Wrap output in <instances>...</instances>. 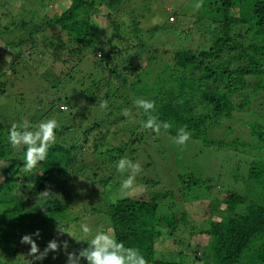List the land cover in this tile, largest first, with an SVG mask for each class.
Returning <instances> with one entry per match:
<instances>
[{"label":"trees","instance_id":"obj_1","mask_svg":"<svg viewBox=\"0 0 264 264\" xmlns=\"http://www.w3.org/2000/svg\"><path fill=\"white\" fill-rule=\"evenodd\" d=\"M65 1L58 14L56 0H36L39 10L0 27L3 264H264V0H216V18L195 22L210 45L170 53L148 41L160 26L140 27L135 0ZM185 13L173 15L180 25ZM35 63H44L36 80ZM234 112L247 118L238 128ZM156 135L212 149L225 191L191 177L181 191L152 193L158 181L139 176L144 193L110 199L105 186L128 171L118 163L138 165L136 145ZM187 185L221 194L198 222Z\"/></svg>","mask_w":264,"mask_h":264},{"label":"rangeland","instance_id":"obj_2","mask_svg":"<svg viewBox=\"0 0 264 264\" xmlns=\"http://www.w3.org/2000/svg\"><path fill=\"white\" fill-rule=\"evenodd\" d=\"M36 0H0V4L4 5V8L0 10V27L13 23L17 24L23 18V12L29 8L36 7V10H39V6H35ZM38 1V0H37ZM54 10L56 13L60 14L68 5V2L65 0H56ZM216 0H135L138 5H130L133 10L138 8V11L141 14L143 21L140 24V27L144 29L146 26L147 28L151 27H159L160 29L157 34L150 40V44L154 49L158 51L170 53L179 51L182 48H191L197 49L202 44H209V37L207 40L200 41L199 34L197 33L196 27V19H203L209 20L210 18H216L215 7L213 3ZM194 4V5H193ZM200 6V8H199ZM0 7V8H2ZM44 13L50 9V6L46 7L43 6ZM192 8L194 13H192ZM180 11V13L185 14L188 12L187 18L183 20L182 24L176 20V17L173 15ZM173 17V18H172ZM149 21V22H148ZM150 24V25H149ZM202 27V25H198ZM205 26V25H204ZM171 27V28H170ZM11 28V36L18 37L19 32L18 30H13ZM210 36V35H209ZM144 39V38H143ZM142 39V40H143ZM149 39V38H147ZM129 39L126 41H121L122 46L119 45L120 48L126 47L129 44ZM146 42L147 40H143ZM120 43V42H119ZM117 43V44H119ZM13 47L9 46L7 51L1 53V62H9L13 55ZM134 47H131V50H126V56H129L133 53ZM123 54V52H122ZM118 55L115 56L117 58ZM128 58V57H127ZM118 59V58H117ZM119 61V60H118ZM141 66L146 64V61L141 60ZM39 64V63H38ZM44 63H40L39 66L35 63L33 71H34V80L37 79L38 74H40L43 70ZM35 84H33L32 88H28V93L26 97L32 96V94H36L37 91H34ZM39 89L41 85H38ZM63 96V94H60ZM30 100V99H29ZM61 111H68V108L65 104L59 106ZM202 108V107H199ZM239 117L240 120L246 122L247 118L242 116L240 113H233V117L230 120L232 126L238 128V123L236 119ZM25 120V118H24ZM241 124V123H240ZM116 125V124H115ZM114 125V126H115ZM113 126V127H114ZM147 138L144 137L139 140V143L136 145V149L138 154H134L133 160H135L136 156H138L140 161H138V165H130V162L126 165V162L123 164L118 163V168H124L128 170L127 172H119L114 177V182L119 185V187H114L113 185L107 184L105 186V191L109 194V198L112 199L113 197L120 196L119 194L127 195H141L144 191L145 184L142 182V178L139 176H143L145 178H153L159 183V187H149L147 190H150L152 193H158L160 190L158 188H162L164 190L172 191L173 193L182 190V185L180 182H187L188 178H205L209 177L212 179L211 185L213 187L221 191H225L222 187L221 183L216 182L218 180L217 175L214 176V170L218 168L219 165H214L213 159L215 157L214 151L212 149H208L200 145V143H194L185 140H177L169 138L166 139L165 137L160 135H156V140L153 144L147 145ZM120 144L119 140L115 137V139L109 140V147H116ZM107 150V146H102L99 148V151L103 152ZM136 152V153H137ZM114 164H110V168H113ZM120 168V169H121ZM139 172V174H138ZM132 174L133 182L132 186L131 183H128L127 176ZM227 173V172H226ZM225 173V174H226ZM219 174V173H218ZM187 178V179H186ZM224 178V177H222ZM135 184L137 186H135ZM185 187V186H183ZM188 189H185L184 196L186 195V201H194L198 199V201H194L186 207V212L188 213L190 219L194 221H199L200 218L209 214V205L211 203L210 200L214 197H220L221 194L216 196L209 197L210 199H206L210 193H207L203 187L200 186H186ZM200 187V188H199ZM98 188V186L96 187ZM99 189V188H98ZM89 192V191H88ZM111 192V193H110ZM144 193V192H143ZM182 194V193H181ZM179 195L182 197V195ZM177 198V197H176ZM173 197L170 198V201ZM179 199V198H177ZM169 208H172L171 206ZM183 208V205L174 204L173 212L178 213L180 209ZM168 210V209H167ZM164 210L165 212H170ZM163 238L167 239L169 234L165 231ZM70 232L65 235L71 236ZM183 232H179L180 238L184 237ZM108 238L112 239L111 232H108ZM81 240L74 241V243L78 244ZM1 263L3 260H0ZM10 264H17L16 262H12Z\"/></svg>","mask_w":264,"mask_h":264}]
</instances>
